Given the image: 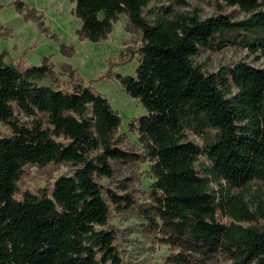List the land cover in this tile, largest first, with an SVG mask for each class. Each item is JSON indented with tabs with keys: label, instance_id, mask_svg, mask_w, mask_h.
<instances>
[{
	"label": "trees",
	"instance_id": "16d2710c",
	"mask_svg": "<svg viewBox=\"0 0 264 264\" xmlns=\"http://www.w3.org/2000/svg\"><path fill=\"white\" fill-rule=\"evenodd\" d=\"M69 1L81 41L105 39L119 15L139 34L135 75L114 77L145 109L130 124L142 152L123 147L119 116L106 98L81 82L65 92L37 85L54 79L46 60L20 69L0 57V124L10 133L0 137V264H122L115 231L98 228L107 225L110 207L134 209L147 221L158 243L170 247L161 264H211L221 256L264 264L257 226L264 213L252 211L242 192L231 193L254 181L264 187V67L239 62L207 73L194 62L229 46L264 60V0H225L244 16L220 12L204 20L170 5L147 20L152 0ZM16 10L24 11L22 2ZM24 18L37 21L31 11ZM142 161L154 179L147 203L127 193L126 181L119 192L97 183L113 179L114 164ZM49 164L72 173L59 176L50 195L18 196L22 169Z\"/></svg>",
	"mask_w": 264,
	"mask_h": 264
},
{
	"label": "rangeland",
	"instance_id": "374dc122",
	"mask_svg": "<svg viewBox=\"0 0 264 264\" xmlns=\"http://www.w3.org/2000/svg\"><path fill=\"white\" fill-rule=\"evenodd\" d=\"M18 1L23 3L22 13L16 10ZM168 5L175 12L196 15L200 20L214 17L220 12L232 13L237 18L244 16L238 9L227 5L225 0H152L143 10V17L148 20L160 6ZM73 8L74 4L69 0H0L2 62L22 69L38 66L46 60L54 72V79H42L36 82L37 85L65 92L71 90L74 82H81L94 93L106 98L119 116L117 135L124 137L123 147L132 153L141 154L137 134L130 131V124L144 116L145 109L137 100L127 95L114 77L116 74L135 75L139 34L129 30L125 15H119L105 39L97 43L81 41L77 38L81 22L73 14ZM27 11H31L37 21L25 20L24 14ZM62 47L65 52L61 51ZM194 62L207 73L239 62L256 68L264 67V60H255L247 51L232 46L218 52L201 53L195 57ZM99 77L102 78L97 80ZM207 132L208 135L215 133L213 130ZM9 134L0 124V137ZM188 140L197 145L202 142L192 134H188ZM200 162L204 163V159L201 158L195 165L197 170L201 169ZM150 165L149 161L114 164L113 179L102 178L97 183L102 190L119 192L116 187L126 181L127 193L138 204L147 203L146 193L154 181ZM71 173L72 169L67 165L26 166L17 183L18 196L25 191L38 194L42 190L50 195L54 181L61 175ZM238 192L245 195L252 211L261 209L264 213V187L260 183L254 181L244 189L231 191L233 194ZM257 226L264 230V218H258ZM98 228L115 231V245L122 264H161L162 259L170 252V247L158 243L156 232L134 209L116 212L110 207L107 225ZM211 264L231 262L221 256Z\"/></svg>",
	"mask_w": 264,
	"mask_h": 264
}]
</instances>
